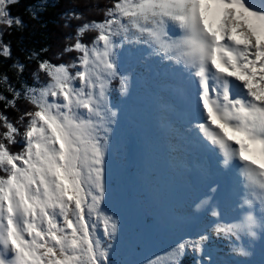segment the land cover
Listing matches in <instances>:
<instances>
[{
	"label": "snow or ice",
	"instance_id": "snow-or-ice-1",
	"mask_svg": "<svg viewBox=\"0 0 264 264\" xmlns=\"http://www.w3.org/2000/svg\"><path fill=\"white\" fill-rule=\"evenodd\" d=\"M20 7L0 0V264H264V0H82L23 62ZM141 93L181 177L162 221L120 173Z\"/></svg>",
	"mask_w": 264,
	"mask_h": 264
},
{
	"label": "trees",
	"instance_id": "trees-1",
	"mask_svg": "<svg viewBox=\"0 0 264 264\" xmlns=\"http://www.w3.org/2000/svg\"><path fill=\"white\" fill-rule=\"evenodd\" d=\"M32 2V0H21V7L19 9H13V13L19 14L24 21V29L22 31L13 30L11 35L5 34V41H11L13 56L19 57L21 61H24V53L19 50L18 37L23 36L24 46L28 48L39 49L41 47H49L51 51H57L63 46L64 37L72 32V28H65L64 20L61 18L65 12L76 10L82 11L79 7L82 0H46V8L40 13L39 21H34L29 18V14L24 12L23 5ZM100 3L106 4L108 0H99ZM89 18L99 19V16H89ZM73 26L77 21L70 22ZM3 70V65H0V71ZM11 75V73H9ZM27 75V73H26ZM8 115L10 118L15 117V113L9 110ZM155 173V172H153ZM149 177V175H148ZM156 175H152L149 179L153 180ZM149 181L146 187L148 190ZM148 196L154 198L153 193H149Z\"/></svg>",
	"mask_w": 264,
	"mask_h": 264
},
{
	"label": "rangeland",
	"instance_id": "rangeland-1",
	"mask_svg": "<svg viewBox=\"0 0 264 264\" xmlns=\"http://www.w3.org/2000/svg\"><path fill=\"white\" fill-rule=\"evenodd\" d=\"M141 97L142 96L140 94V98L134 101L127 110L128 112L132 111L135 114L134 119H133V123H134L133 126L135 127V130H134V134H132V137L130 138L132 142L130 144L131 151L129 153V159L127 160V163L122 168H120V173L123 176L127 187L132 193V200L134 203L130 211L135 213V210L139 208L141 205H148L151 207L152 214L158 220L162 221L165 215L160 214V211H161L160 192L159 194L157 192V197H156L157 200L154 198L151 199L150 197H147L146 199L144 196L139 195L140 193H138V191H141V188H137V189L135 188L136 185L139 183L138 180L143 181L145 179V183H147L146 182L147 176L145 173L151 171L153 167H156L158 171L160 169L159 175H158L159 179L157 181H159L160 178L165 174V172L161 170V167H160L161 163L159 159V154L157 152H153L150 154L146 148V140L151 133L152 121L150 119L143 120V116L145 112V108H144L145 100L144 98H141ZM141 138L143 140L141 142H137V140H141ZM145 153H148V154L146 155ZM133 155L134 156L146 155V156H144L143 158L139 157L136 159L134 158L131 159ZM146 158H151V159L148 162H146L145 161ZM153 159L155 160L156 164H153V161H154ZM158 159H159V164H158ZM130 169L132 170L134 169L135 173L132 172V170ZM123 170L127 171V173L125 172L123 173ZM148 180H149V177H148ZM157 181H156V186H157ZM152 185L155 186V184L153 183ZM158 191H159V188H158ZM145 201H147V204H144Z\"/></svg>",
	"mask_w": 264,
	"mask_h": 264
},
{
	"label": "bare ground",
	"instance_id": "bare-ground-1",
	"mask_svg": "<svg viewBox=\"0 0 264 264\" xmlns=\"http://www.w3.org/2000/svg\"><path fill=\"white\" fill-rule=\"evenodd\" d=\"M141 96H142L141 98H144L145 100L144 103L145 112H144L143 120H148L150 119L149 114L151 112V102L146 97H144L143 93H141ZM158 154L161 163L160 165L161 170L165 172V174L160 178V180L157 181V186L160 192V203H161L160 214L166 215V212L169 207L170 191L172 187L181 180V177L177 173L171 171L166 166L163 155L160 153Z\"/></svg>",
	"mask_w": 264,
	"mask_h": 264
}]
</instances>
